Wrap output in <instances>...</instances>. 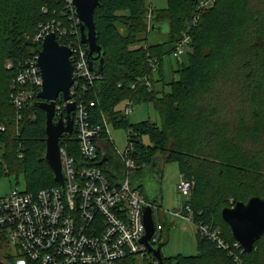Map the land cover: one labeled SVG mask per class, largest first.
Wrapping results in <instances>:
<instances>
[{"label":"trees","instance_id":"trees-1","mask_svg":"<svg viewBox=\"0 0 264 264\" xmlns=\"http://www.w3.org/2000/svg\"><path fill=\"white\" fill-rule=\"evenodd\" d=\"M199 2L168 0V8L160 11L146 0H101L95 24L103 71L84 98L93 124L105 118L128 132L140 176L157 159L178 164L184 179L194 184L187 204L195 223L220 228L225 242L233 245L223 209L264 198V0H214L202 11ZM48 23L71 31L69 41L79 44L81 25L66 0H0V179L24 174L26 189L34 193L58 186L44 158L46 114L38 107V93L24 110L14 107L10 97L16 72L7 63L38 56L42 43L36 38ZM163 24L168 25L167 42L150 45L143 36ZM186 36L187 61H178L179 80L161 96L156 84L164 81V59L179 57ZM126 100L152 103L161 125L131 124L117 110ZM60 146L80 159L75 133L64 135ZM162 225L161 248L167 238ZM7 248L0 236V264H16ZM197 250L195 256L164 259V264H236L228 251L199 234ZM241 258L242 264H264V235Z\"/></svg>","mask_w":264,"mask_h":264},{"label":"built area","instance_id":"built-area-1","mask_svg":"<svg viewBox=\"0 0 264 264\" xmlns=\"http://www.w3.org/2000/svg\"><path fill=\"white\" fill-rule=\"evenodd\" d=\"M66 1L74 10L73 0ZM213 3L214 0H200L198 10L213 7ZM76 20L79 24L77 17ZM198 22L196 15L193 24ZM61 28L48 23L41 27L36 40L42 43L47 35L53 33L57 40L65 42L62 45L58 40L60 45L72 51L74 84L70 91L71 99L65 102L59 97L55 120L66 119L67 105H75L72 134L75 133L80 159L71 155L66 146H60L62 186L58 184L36 193L16 188L1 196L0 236L7 240L12 257L18 259L16 264H159L158 259L141 243L146 235L144 209L151 206L155 214L157 208L148 203L141 188L134 187L130 182V176L138 171L131 158L134 147L129 144L123 153L115 150L126 177L121 184L113 182L100 163L101 139L112 143L108 121L104 119L102 124H93L84 98L100 77L90 70L87 47L81 43L80 35L79 44L72 45L64 39L67 30ZM188 42L186 36L177 49L179 54ZM37 58L35 56L19 64L9 62L7 65L8 69L16 72L10 98L19 111L24 110L34 100L35 94L42 90L43 78ZM147 84L151 87L150 83ZM124 115L130 116L129 112ZM0 129L4 130L3 127ZM193 187L192 181L183 179L179 192L190 200ZM174 216L195 223L193 210L187 203L182 212H174ZM196 225L200 237L228 251L236 264H242L241 254L244 251L237 241L230 245L223 239L219 228ZM162 231L163 225L155 222L150 246L156 248L160 245Z\"/></svg>","mask_w":264,"mask_h":264},{"label":"water","instance_id":"water-1","mask_svg":"<svg viewBox=\"0 0 264 264\" xmlns=\"http://www.w3.org/2000/svg\"><path fill=\"white\" fill-rule=\"evenodd\" d=\"M74 12L80 21L81 31L80 39L83 45L87 46L88 63L90 70L100 76L103 71L104 53L97 42V30L95 24V10L101 5V0H73ZM72 51L66 46L59 44L56 35L51 33L45 37L42 42V50L37 58V66L43 78V86L37 98L38 107L46 114V152L45 160L54 172L55 181L62 186L64 179L61 171L60 159V140L65 134L73 133L72 114L75 110L74 104H68L66 107V119L55 120L56 102L61 97L65 102L71 99L70 91L74 84V69L71 63ZM161 159L156 160V164ZM159 166V164H158ZM155 168V164H154ZM151 179L155 180V171L150 173ZM147 178V177H146ZM142 185L148 192L151 205L159 202V196L155 195L154 186H150L149 179ZM123 183V182H122ZM121 184V183H119ZM136 187V186H134ZM136 188H139L138 186ZM255 203L254 213L247 219L243 228L236 226V217L232 213L237 209H246ZM222 219L230 226L235 240L241 245L245 253H251L257 242L264 235V198L251 197L247 203L238 202L234 207L225 208L222 211ZM144 225L146 235L141 243L144 244L150 253L164 264V258L161 253V246L156 248L150 246L149 241L155 231L154 209L148 206L144 209Z\"/></svg>","mask_w":264,"mask_h":264},{"label":"rangeland","instance_id":"rangeland-1","mask_svg":"<svg viewBox=\"0 0 264 264\" xmlns=\"http://www.w3.org/2000/svg\"><path fill=\"white\" fill-rule=\"evenodd\" d=\"M146 4L148 7H152L156 10H166L168 8V0H146ZM70 6V5H69ZM72 10V7H71ZM153 20V16L150 19V13L148 14V21L151 24ZM71 26H69L70 28ZM72 28V27H71ZM62 29V28H61ZM64 30V29H62ZM66 32V31H65ZM71 31H67V35H70ZM168 25L163 24L158 31H152L148 37L143 36V38H148V43L150 45H156L163 42H167L168 40ZM64 39H68L67 37ZM188 46V45H187ZM183 45L182 52L178 58L177 54L175 57L172 55L171 57H167L164 59V81L157 83L156 88L159 90L160 95L162 96L163 93H169L171 91L170 84L173 81L179 80V74L177 73L178 70V61L185 63L187 61V47ZM11 61H8V63ZM7 63V65H8ZM8 69V67H7ZM154 79L156 82L161 80L159 77L157 69H154ZM153 88V87H152ZM151 87L149 89H152ZM119 109L122 111V114H126L129 112V122L131 124H137L145 121H150L153 123H157L161 125V118L160 115L155 110L152 103L148 102H141L135 104L133 101L126 100V102L121 103ZM105 119V118H104ZM103 119V120H104ZM106 120V119H105ZM107 121V120H106ZM103 123V122H102ZM109 130L111 135V140L114 143V148L116 151L123 153L128 145H129V134L125 129H117L114 128L111 124H109ZM144 142L146 144L149 143L148 138H144ZM159 164V166H158ZM153 168L147 167L144 168L140 178L144 182H147L149 179L150 186H154L156 193L154 196H159V202H157V206L155 209V222L162 225L165 223V234L163 239L166 237V244L161 248V253L164 259H171L176 257H191L198 254L197 250V225L189 220H186L182 217H175L174 212L180 213L183 210V206L189 201V198L182 196L179 192V185L183 181L184 177L181 174L179 165L176 163H164L158 162L157 167L153 170V174L155 171V180L151 178V172ZM147 177V178H146ZM135 178L133 180L132 177V185H138L136 183ZM25 189L26 188V181L25 175L20 174L18 177H8L5 179H0V197L10 193L13 189ZM147 192L146 189H144ZM191 199V198H190ZM230 203V204H229ZM229 205H233V199L229 201ZM224 206H227V204ZM235 204L231 207H234ZM230 207V208H231ZM193 219V218H192ZM220 229V228H219ZM221 230V229H220ZM7 253L11 252L10 248L4 249ZM1 258H3V253L0 252ZM18 259H16L17 262Z\"/></svg>","mask_w":264,"mask_h":264},{"label":"crops","instance_id":"crops-1","mask_svg":"<svg viewBox=\"0 0 264 264\" xmlns=\"http://www.w3.org/2000/svg\"><path fill=\"white\" fill-rule=\"evenodd\" d=\"M124 102H126V101H124ZM117 110L121 111L119 109V106L117 107ZM128 119H129V117H128ZM99 146H100V153H101V162L100 163L106 169L108 176L113 180V182L122 183L126 177L125 176V170H124L122 163L118 160V158L116 156L113 141H112V143H110L107 139L103 138V139H101ZM151 167L154 170L157 167V164L155 163V168H154V165ZM132 177H133V180L135 178H137L136 183L138 185H135V186L136 187L138 186L139 188L142 189V191L144 192L148 202H150V198L148 197V192H145V190H144L146 188L142 185L143 183L141 182V180L138 179V178H140L139 173L135 172L134 174H132L130 176L131 184H132ZM153 205L157 206V204H154V203H153ZM154 216H155V214H154Z\"/></svg>","mask_w":264,"mask_h":264},{"label":"snow or ice","instance_id":"snow-or-ice-1","mask_svg":"<svg viewBox=\"0 0 264 264\" xmlns=\"http://www.w3.org/2000/svg\"><path fill=\"white\" fill-rule=\"evenodd\" d=\"M255 203L250 205L246 209H237L236 212L232 213L236 217V226L238 228H243L246 225L247 219L254 213Z\"/></svg>","mask_w":264,"mask_h":264}]
</instances>
